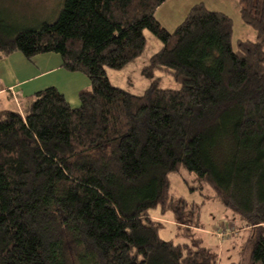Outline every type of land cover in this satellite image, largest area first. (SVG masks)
<instances>
[{"label": "trees", "instance_id": "trees-1", "mask_svg": "<svg viewBox=\"0 0 264 264\" xmlns=\"http://www.w3.org/2000/svg\"><path fill=\"white\" fill-rule=\"evenodd\" d=\"M167 1L63 0L55 22L20 32L0 12V56L56 53L91 82L78 108L51 87L24 115L1 112L0 264H221L197 241L160 236L153 212L199 228L200 205L172 193L181 169L189 193L209 187L248 228V261L231 264H264V0H239L255 36L236 44L232 17L203 3L169 31L155 16ZM146 31L162 48L136 95L107 69L142 56Z\"/></svg>", "mask_w": 264, "mask_h": 264}, {"label": "rangeland", "instance_id": "rangeland-1", "mask_svg": "<svg viewBox=\"0 0 264 264\" xmlns=\"http://www.w3.org/2000/svg\"><path fill=\"white\" fill-rule=\"evenodd\" d=\"M202 1H205L206 7L211 11L222 12L232 17L235 26L234 44L240 39L254 38L253 30L246 27L238 17V0ZM62 7L63 0H0V12L3 19L17 32L55 22ZM177 16L176 13L171 23L176 22ZM145 34L147 46L142 56L121 70L107 69V77L112 85L136 95H143L151 85V81L143 74V70L149 65L151 57L162 48V43L152 33L146 31ZM156 76L161 78L163 88L177 89L181 86L169 74L157 71ZM170 179L174 195L200 205L199 222L194 220L193 223L199 228L192 225L188 232L187 227L179 226L174 222L172 215L167 213L164 216L165 220H162L164 228L160 236L176 244L197 241L212 248L218 254L221 264L238 262L241 254L244 258L242 260L248 261L250 249L247 246L243 248L246 244L248 228L239 221L235 213L226 210L217 199L211 198L212 193L209 187L203 191V196L189 193L185 182L190 183L194 175L185 169L171 174ZM158 214L159 212L152 213L155 218L159 217Z\"/></svg>", "mask_w": 264, "mask_h": 264}, {"label": "crops", "instance_id": "crops-1", "mask_svg": "<svg viewBox=\"0 0 264 264\" xmlns=\"http://www.w3.org/2000/svg\"><path fill=\"white\" fill-rule=\"evenodd\" d=\"M199 3L206 5L202 0H169L156 10L155 16L163 27L173 31ZM176 13V22L171 23ZM51 87L63 94L73 108H78L79 93L90 89L91 82L82 73L64 69L61 57L56 53L40 54L31 60L21 52L0 56V114L3 110H11L24 115L31 98ZM154 219L165 220L160 215Z\"/></svg>", "mask_w": 264, "mask_h": 264}]
</instances>
